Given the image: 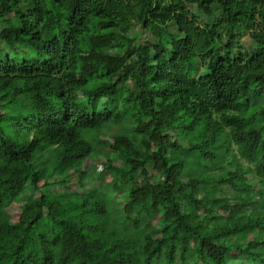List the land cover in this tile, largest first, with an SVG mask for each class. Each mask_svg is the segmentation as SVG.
<instances>
[{"label":"trees","instance_id":"16d2710c","mask_svg":"<svg viewBox=\"0 0 264 264\" xmlns=\"http://www.w3.org/2000/svg\"><path fill=\"white\" fill-rule=\"evenodd\" d=\"M0 22V264L257 261L264 241L237 248L245 263L220 242L261 227L226 201L241 167L211 173L227 132L264 175V0H0ZM97 155L127 192L118 208L101 175L85 185Z\"/></svg>","mask_w":264,"mask_h":264},{"label":"rangeland","instance_id":"374dc122","mask_svg":"<svg viewBox=\"0 0 264 264\" xmlns=\"http://www.w3.org/2000/svg\"><path fill=\"white\" fill-rule=\"evenodd\" d=\"M196 10V8H194ZM8 17H13V15H9ZM203 19L209 22H214L213 17H204ZM3 23L0 22V25L2 26ZM140 35V29L138 26L134 29V36L137 38ZM242 44L247 47L251 48L252 41L247 34L244 38H242ZM0 43L2 45L3 42L0 40ZM264 101H261L263 103ZM260 104V103H259ZM121 131V128L118 124H111L109 127L104 128L101 131V135H104L106 138H110L114 133H117ZM215 154H223L224 158L220 163V167L222 169H218L217 171L210 172L212 175L218 174V175H225L228 171H234L238 170L240 167L242 169L240 180L241 184H239V187L242 188L241 190H233L232 188L227 190V194L225 195L226 201L230 204H236V203H243L248 202L249 205L241 212L240 215H242V220L240 222V225H243L246 223L248 219H257L260 222V228L253 232H248L245 230L243 233L239 235H235L232 237H223L220 242H224L226 244H230L232 247L231 257L228 260V263H245L246 258L248 255H242L237 252V248L240 250L247 247L249 241L255 239L257 241L263 242L264 241V175H260L258 172V169L256 168L255 163L248 162L245 159L241 158L239 155V152L234 145V143L230 140L228 137V133H224L221 140L216 144L214 149ZM105 155L111 158L113 160L114 164L120 165L119 161L116 159V153L112 150H105ZM106 157L104 155H97L93 158L94 163L97 165V178L96 173H92L85 181L86 186L96 185L97 188L100 187L99 185L102 183L103 180V190L106 192V197L108 198L109 202L116 206L115 208H118L120 204L126 200L127 198V192L124 187H121L118 190L112 189V179L116 177V175L111 172L107 168V162L105 161ZM233 161L231 164L230 162ZM262 165L264 166V160L262 162ZM239 167V168H238ZM238 170V173L239 171ZM102 176V180L98 179L99 176ZM239 175V174H238ZM153 173H150L145 179L152 181L153 179ZM183 179L187 180V174H183ZM124 184V181H122ZM80 186L76 183H73L69 187H62L61 185H52L50 187V190L53 191L56 194H64L67 196L74 195L80 188ZM225 187V186H219ZM246 187H248L246 189ZM210 191V193L207 195L205 194L204 186H200V191L197 194L198 197H222V192ZM182 205V204H181ZM184 210V208L182 207ZM214 225L217 227H228L230 226V223L227 219V217L221 212V210L214 211ZM119 216H116V218ZM115 222V220H114ZM164 223L163 219H158L154 222V226L161 227ZM121 225H124L122 223ZM258 250H262L263 252L261 255L258 256L257 261H251V264H264V244L258 245Z\"/></svg>","mask_w":264,"mask_h":264}]
</instances>
